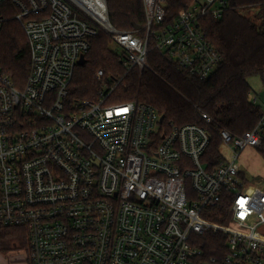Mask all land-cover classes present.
<instances>
[{
    "label": "built area",
    "instance_id": "2783aa9c",
    "mask_svg": "<svg viewBox=\"0 0 264 264\" xmlns=\"http://www.w3.org/2000/svg\"><path fill=\"white\" fill-rule=\"evenodd\" d=\"M142 1L145 26L123 31L107 0H12L31 69L23 88L0 70V228L26 230L30 264H264V183L248 184L238 164L242 151L263 147L264 100L253 99L263 111L251 131H220L232 157L208 170L209 131L171 125L158 142L156 109L116 99L123 78L100 69L93 99L70 98L101 33L127 73L149 67L150 40L191 77L220 68L200 20L221 19L229 0H194L171 23L166 0ZM222 204L228 225L210 218ZM207 233L225 237L224 257H204L197 239Z\"/></svg>",
    "mask_w": 264,
    "mask_h": 264
},
{
    "label": "trees",
    "instance_id": "16d2710c",
    "mask_svg": "<svg viewBox=\"0 0 264 264\" xmlns=\"http://www.w3.org/2000/svg\"><path fill=\"white\" fill-rule=\"evenodd\" d=\"M166 1V23H171L194 0ZM107 4L111 23L117 29L129 31L134 25L145 26L142 0H107ZM18 12L12 0L0 5V18L7 19L0 32V70L16 87L23 88L30 74L31 57L23 28L12 20ZM200 23L211 44L223 56L222 65L209 79L202 81L183 72L178 64L154 47L152 40L149 43V67L143 71L135 67L127 73L123 58L110 46V38L101 33L91 40L87 63L76 69L70 98L93 99L100 87L95 79L100 69L113 78H123L114 92L118 102L146 103L164 117L158 142H162V135L171 125L192 124L209 131L211 141L202 162L212 170L226 159L220 131L226 129L234 135H242L251 131L262 115V106L253 103L251 98L253 89L249 79L264 78V0H229L221 19L206 16ZM203 113L211 118L210 123L203 119ZM261 150L264 155V147ZM210 218L228 225L227 206L220 205ZM15 246L29 250L26 230L0 228V248L11 250ZM197 246L207 259L226 255L222 234L200 236Z\"/></svg>",
    "mask_w": 264,
    "mask_h": 264
},
{
    "label": "rangeland",
    "instance_id": "374dc122",
    "mask_svg": "<svg viewBox=\"0 0 264 264\" xmlns=\"http://www.w3.org/2000/svg\"><path fill=\"white\" fill-rule=\"evenodd\" d=\"M253 14V11H252ZM110 46L118 54L120 51L116 45L110 43ZM253 89L251 98H258V102L264 100V78L255 76L249 79ZM264 147V144H263ZM262 147V148H263ZM262 148H247L240 153L238 164L248 184H255L257 181H264V155ZM222 152L227 159L232 157V153L222 145ZM29 250L21 249L15 246L14 249L0 248V264H28Z\"/></svg>",
    "mask_w": 264,
    "mask_h": 264
},
{
    "label": "water",
    "instance_id": "95a60500",
    "mask_svg": "<svg viewBox=\"0 0 264 264\" xmlns=\"http://www.w3.org/2000/svg\"><path fill=\"white\" fill-rule=\"evenodd\" d=\"M140 28L141 27L139 25H134V29H140ZM85 63H86V60L84 57H82L80 62H79V65L83 66V65H85ZM163 120H164V117H161V122H163Z\"/></svg>",
    "mask_w": 264,
    "mask_h": 264
},
{
    "label": "crops",
    "instance_id": "0c3cea01",
    "mask_svg": "<svg viewBox=\"0 0 264 264\" xmlns=\"http://www.w3.org/2000/svg\"><path fill=\"white\" fill-rule=\"evenodd\" d=\"M243 175V174H242ZM244 177V176H243ZM256 183H260V184H263L264 181H257Z\"/></svg>",
    "mask_w": 264,
    "mask_h": 264
}]
</instances>
